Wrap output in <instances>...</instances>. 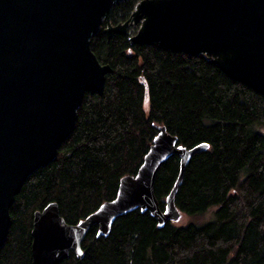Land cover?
Returning <instances> with one entry per match:
<instances>
[{"label": "trees", "instance_id": "1", "mask_svg": "<svg viewBox=\"0 0 264 264\" xmlns=\"http://www.w3.org/2000/svg\"><path fill=\"white\" fill-rule=\"evenodd\" d=\"M138 0L110 8L122 22ZM106 39L102 25L90 50L108 64L100 92H84L70 134L54 159L23 181L8 215L0 264H30L32 212L56 204L73 224L113 198L118 179L135 173L159 126L192 154L173 194L184 224L158 226L146 211L117 217L105 237L89 228L58 264H264V96L228 78L205 54L187 55L156 43ZM171 156L157 169V206L177 173ZM208 217L196 221V218Z\"/></svg>", "mask_w": 264, "mask_h": 264}, {"label": "water", "instance_id": "2", "mask_svg": "<svg viewBox=\"0 0 264 264\" xmlns=\"http://www.w3.org/2000/svg\"><path fill=\"white\" fill-rule=\"evenodd\" d=\"M121 1L0 0V246L23 181L54 159L84 92L102 89L110 67L89 46L101 25L106 39L135 26L129 45L205 54L228 78L264 96V0H138L125 20L111 24L110 8ZM205 148L178 145L159 126L135 173L121 176L113 198L85 217L65 223L54 202L32 212L30 264H58L69 252L81 258L89 228L105 237L117 217L135 209L158 226L177 221L173 194L189 157ZM171 156L177 173L160 210L152 183Z\"/></svg>", "mask_w": 264, "mask_h": 264}, {"label": "rangeland", "instance_id": "3", "mask_svg": "<svg viewBox=\"0 0 264 264\" xmlns=\"http://www.w3.org/2000/svg\"><path fill=\"white\" fill-rule=\"evenodd\" d=\"M134 30H135V26H134V27H130V28L128 29V33L132 34V33L134 32ZM207 217H208V213H206V214H205L203 217H201V218H196L195 220H196V221H201V220H203V219H205V218H207ZM188 220H190L189 217H187V216H185V215H180L179 218H178V220L175 222V224L181 225V224H184L185 222H187Z\"/></svg>", "mask_w": 264, "mask_h": 264}, {"label": "flooded vegetation", "instance_id": "4", "mask_svg": "<svg viewBox=\"0 0 264 264\" xmlns=\"http://www.w3.org/2000/svg\"><path fill=\"white\" fill-rule=\"evenodd\" d=\"M130 27H134V26H129V27L127 28V32H128V29H129ZM128 34H130V33H128ZM128 34H127V35H128Z\"/></svg>", "mask_w": 264, "mask_h": 264}]
</instances>
